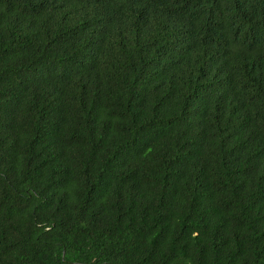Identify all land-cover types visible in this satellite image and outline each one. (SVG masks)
Masks as SVG:
<instances>
[{"label":"trees","instance_id":"1","mask_svg":"<svg viewBox=\"0 0 264 264\" xmlns=\"http://www.w3.org/2000/svg\"><path fill=\"white\" fill-rule=\"evenodd\" d=\"M0 264H264V0H0Z\"/></svg>","mask_w":264,"mask_h":264}]
</instances>
